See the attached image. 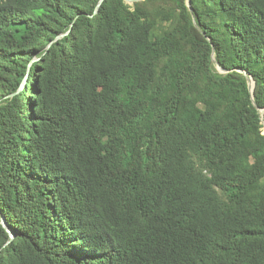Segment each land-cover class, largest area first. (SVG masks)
I'll return each instance as SVG.
<instances>
[{
	"label": "trees",
	"instance_id": "16d2710c",
	"mask_svg": "<svg viewBox=\"0 0 264 264\" xmlns=\"http://www.w3.org/2000/svg\"><path fill=\"white\" fill-rule=\"evenodd\" d=\"M100 1L0 0V264H264V0Z\"/></svg>",
	"mask_w": 264,
	"mask_h": 264
},
{
	"label": "water",
	"instance_id": "95a60500",
	"mask_svg": "<svg viewBox=\"0 0 264 264\" xmlns=\"http://www.w3.org/2000/svg\"><path fill=\"white\" fill-rule=\"evenodd\" d=\"M125 1H126L128 4H133V3H135V2H141V1H144V0H125ZM103 2H104V0H101V1H100L99 5H98V7H97L96 12L98 11V9L100 8V6L102 5ZM189 6H190V3H189ZM64 35H65V34L58 36L57 39L60 38V37H62V36H64ZM53 42H54V41H52V43H53ZM52 43H51V44H52ZM34 61H36V60H34ZM34 61H33V62H34ZM213 61H215L214 58H213ZM216 67H217V69H218V71H219L220 73H228V72H229L228 70L223 69V68H222L219 64H217V63H216ZM240 71L243 72V73H245V75H247V77H248L249 89H250L251 97H252V99H253V101H254V88H255V81L253 80V78H252L251 76L248 75L247 72H244L243 70H240ZM25 86H26V82L23 84V86L21 87L20 90H23V89L25 88ZM255 107H256L258 110H260V108L257 106V104H255ZM260 111H261V113L263 114V110H260ZM2 224H3V226L7 229V231L10 233L11 237L14 238V235L12 234V232L9 230V228L7 227V225H6V223H5V219H2Z\"/></svg>",
	"mask_w": 264,
	"mask_h": 264
},
{
	"label": "rangeland",
	"instance_id": "374dc122",
	"mask_svg": "<svg viewBox=\"0 0 264 264\" xmlns=\"http://www.w3.org/2000/svg\"><path fill=\"white\" fill-rule=\"evenodd\" d=\"M35 60H38V59H35Z\"/></svg>",
	"mask_w": 264,
	"mask_h": 264
}]
</instances>
